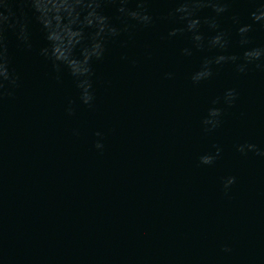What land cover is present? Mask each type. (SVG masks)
<instances>
[{"label":"clouds","instance_id":"9594fccd","mask_svg":"<svg viewBox=\"0 0 264 264\" xmlns=\"http://www.w3.org/2000/svg\"><path fill=\"white\" fill-rule=\"evenodd\" d=\"M132 0H0V103L6 96L13 95V90L19 86V76L10 69V57L8 53L7 37L11 33L15 36L17 47L25 52H32L34 45L31 36L30 23L34 20L39 24L41 32L46 41V46L39 48L38 55L49 60L53 70L57 73L59 80L63 70L74 80L76 87L80 90V101L88 106H92L94 94L92 92L91 76L92 62L104 59L109 39H115L121 35L122 31L128 30V21H134L136 25L148 27L154 23V17L149 12L146 5L151 0H135L136 8H128L127 5ZM178 5L169 13V16L177 17L184 22V27L173 29L169 36L177 35V32L192 33V40L197 48L203 47V36L199 34L198 28L200 20L193 18L194 14L203 6L211 5L213 11L219 15L227 12V5L232 0H174ZM107 4L118 5L116 11L120 14L124 26L116 27L109 16L104 14V6ZM250 19L254 23L264 22V3L250 12ZM238 23V18L233 17ZM213 29H218L219 24L215 19L205 20ZM253 24H245L237 29L240 35V43L249 42L247 33L252 30ZM86 30L90 32L86 33ZM228 34L218 31L210 40L211 47L226 49L228 45ZM86 39H90L87 46L80 47ZM80 47V58L75 55ZM184 54L190 55L188 49L183 50ZM264 57V48H253L246 50L243 54L245 63L236 64V70L244 73L247 64L260 60ZM125 59H127L125 57ZM239 57L235 55H218L214 59H205L200 70L194 73L192 80L199 83L213 75L212 65L223 62L236 63ZM135 63V61H133ZM260 67V65H257ZM170 77L171 74H168ZM236 99L235 90H228L224 100L229 106ZM218 101H213L217 103ZM69 115L74 114L72 102L66 108ZM222 110L220 108H210L208 117L204 119L205 131H213L220 125ZM97 136L100 133L96 134ZM97 149L103 148V144L97 141ZM249 150H255L253 144L247 145ZM243 151V147L240 148ZM221 149L216 147L215 153L204 154L200 157V163L211 165L220 156ZM264 155V153H258ZM235 183V177H229L225 184V190ZM224 251H230L227 247Z\"/></svg>","mask_w":264,"mask_h":264},{"label":"water","instance_id":"95a60500","mask_svg":"<svg viewBox=\"0 0 264 264\" xmlns=\"http://www.w3.org/2000/svg\"><path fill=\"white\" fill-rule=\"evenodd\" d=\"M117 7L118 5L113 4L105 5L104 14L107 16L112 15L116 12ZM30 30L34 45V50L32 52H25L17 47L15 36L11 33H9L7 37L8 53L10 57V69L18 74V76H21L22 74L45 60L44 57L38 55L39 48L46 46V41L41 32L39 24L32 20L30 23Z\"/></svg>","mask_w":264,"mask_h":264}]
</instances>
